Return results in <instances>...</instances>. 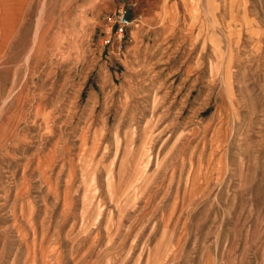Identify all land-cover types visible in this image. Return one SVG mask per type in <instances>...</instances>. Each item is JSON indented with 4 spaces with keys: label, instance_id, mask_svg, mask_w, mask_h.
<instances>
[{
    "label": "rangeland",
    "instance_id": "rangeland-1",
    "mask_svg": "<svg viewBox=\"0 0 264 264\" xmlns=\"http://www.w3.org/2000/svg\"><path fill=\"white\" fill-rule=\"evenodd\" d=\"M0 264H264V0H0Z\"/></svg>",
    "mask_w": 264,
    "mask_h": 264
},
{
    "label": "built area",
    "instance_id": "built-area-1",
    "mask_svg": "<svg viewBox=\"0 0 264 264\" xmlns=\"http://www.w3.org/2000/svg\"><path fill=\"white\" fill-rule=\"evenodd\" d=\"M131 22L124 6H119L107 15L101 31V47L113 51L116 48L114 46H117L119 50L127 36Z\"/></svg>",
    "mask_w": 264,
    "mask_h": 264
}]
</instances>
